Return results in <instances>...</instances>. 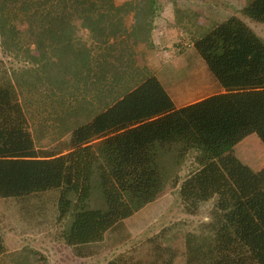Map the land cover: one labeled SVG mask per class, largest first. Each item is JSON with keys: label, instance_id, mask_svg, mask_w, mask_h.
<instances>
[{"label": "trees", "instance_id": "1", "mask_svg": "<svg viewBox=\"0 0 264 264\" xmlns=\"http://www.w3.org/2000/svg\"><path fill=\"white\" fill-rule=\"evenodd\" d=\"M248 1L239 15H222L219 25L176 46L178 54L193 47L219 88L178 107L140 63L159 0H0L1 47L25 63L15 83L0 67V198L43 215L59 203L61 239L85 256L95 245L123 244L125 221L179 188L185 214L212 202L209 218L183 231L186 264H264V169L234 150L251 135L264 145V0ZM109 75L107 100L78 105L63 121L69 151L39 148L24 106L31 80L66 94L73 81L95 86ZM70 96L78 103L79 95ZM193 154L196 167L180 181ZM57 193L58 200L34 203Z\"/></svg>", "mask_w": 264, "mask_h": 264}, {"label": "rangeland", "instance_id": "2", "mask_svg": "<svg viewBox=\"0 0 264 264\" xmlns=\"http://www.w3.org/2000/svg\"><path fill=\"white\" fill-rule=\"evenodd\" d=\"M207 2L215 3L216 7V2L221 3V6H226L224 0H208ZM159 3L162 9H169L173 5L180 7L175 17L178 21H186V27L183 25L181 28L188 40L192 34L200 36L202 32L198 22L203 18H200L201 16L196 12L205 15L206 11L212 12L213 10L209 3L206 4L207 9H203L201 7V5H205L203 0H159ZM190 6L191 8H189ZM249 25L253 29L259 26L255 22H250ZM19 30L23 31V28H19ZM80 34L83 43L87 42L88 46H91L87 31L82 29ZM183 40L180 41L181 44L187 45L188 42ZM144 48L140 46L139 49V54L142 57L140 63H149L154 67L155 60L159 61L161 56L170 58L177 54L175 49L162 47L157 50L154 58L153 55L146 57ZM190 49L187 52L183 51L179 59L176 58L171 63L164 62V70L175 77L174 81L184 82L188 78L190 79L191 75L185 70L183 59ZM22 60L23 58L17 59L12 55L5 54L0 44L1 72H7L14 83L19 77H15V72L19 73L25 66ZM120 63H124V61L122 60ZM111 80V75H109L107 79H102L95 86H92L89 80L81 82V84L73 81L74 84L66 88V94H62L56 87L55 93H52L47 87L48 84L44 85L42 82L36 83L31 80V94H28L29 99L27 98L26 103L24 102V106L37 146L67 153L70 134H64L66 124H63V121L70 122L67 115L78 105H82L86 109L100 107V102L106 101L109 96L108 84ZM22 85L25 88L26 84ZM176 86L172 85L170 88L178 92ZM214 88L215 86L212 87V90ZM72 94L79 95L78 103L75 98L70 96ZM62 96L67 98L63 99ZM73 119L71 118V120ZM234 150L237 157L254 170L264 169V145L256 135L244 139L235 146ZM195 158V154L189 156L182 165L180 181L196 167ZM50 199L58 200V193L57 196L47 194L36 198L34 203L40 204ZM211 203L209 202L196 216L185 214L180 206L179 188H175L162 199L147 205L125 221L126 229L121 232L126 238L123 244L116 246L104 243L95 245L91 252L89 251V255L80 256L76 250L66 245L61 239L64 229V225L61 224L63 221L56 222L58 216H61L59 203L51 208L52 213L47 215V211L43 215V212H38L35 207L34 209L30 207L27 211V207H29L27 205L14 199L0 198V233L6 246V252L0 256V264H15L19 260H24L25 257L31 259V264L39 263L37 259L40 257L48 264H106L110 261H117L118 264H186V250L182 240L183 231H187L188 227V231L194 230L195 226L207 220L209 218L208 207L210 208ZM96 205L93 202V206ZM50 216H54L55 222ZM67 216L72 215L69 213ZM41 220L44 223L38 224Z\"/></svg>", "mask_w": 264, "mask_h": 264}, {"label": "crops", "instance_id": "3", "mask_svg": "<svg viewBox=\"0 0 264 264\" xmlns=\"http://www.w3.org/2000/svg\"><path fill=\"white\" fill-rule=\"evenodd\" d=\"M208 0H203V3L205 5H201L203 9H207L206 4L209 3L213 10L212 15L210 17H206L205 15H202L201 12H195L198 13L203 18L200 20L199 18V24L201 25L200 31L201 34H203L209 27L217 26L219 25L223 20H225L226 16L231 15H239L238 13L248 4V0H224L226 2V6H221V3L216 2V6L214 4L207 2ZM191 8V6L189 7ZM180 9L179 6L173 5L171 8H163L159 14V16L155 20V28L152 34V42L150 46H145L146 54L148 56L154 55L157 53V50L166 47L170 49H175L177 45H181L182 39L183 41H189L186 36L183 34V25L186 27V21L181 22L178 21L175 15L177 14V10ZM171 10V11H170ZM221 14L222 18H218L216 14ZM205 20V21H204ZM201 36V35H200ZM197 35H193L190 38H197L200 37ZM189 38V39H190ZM194 44V42H193ZM192 44V45H193ZM142 49V48H141ZM176 51V50H175ZM178 51V50H177ZM181 54V53H180ZM180 54H175L171 56L170 58H167L166 56H161L160 60H155V67L150 65L149 63H145L144 65L147 66L151 73L156 76L161 83L165 86V88L168 90L170 95L172 96L173 100L175 101L176 105L178 107L188 105L191 103L189 100H201L203 98L208 97L209 95L215 94L219 92V88L216 85L215 81L212 80L207 67L204 63V61L201 59V57L198 55L196 50L191 47V49L188 51L184 59V68L189 73L190 79L188 81L185 80L184 82H178L175 80V77L168 72H166L165 69V61L166 63L173 62L176 58H180ZM139 57L142 61V57L139 54ZM166 57V58H165ZM144 61V60H143ZM188 81V83H186ZM177 85L176 89L178 92L174 91L173 88H170ZM215 86V88L212 90V87ZM189 88V89H188ZM194 102V101H193ZM261 170V169H259Z\"/></svg>", "mask_w": 264, "mask_h": 264}]
</instances>
